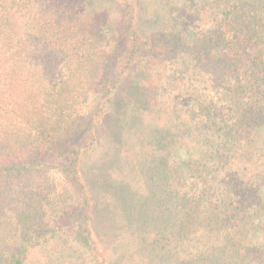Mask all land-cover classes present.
Masks as SVG:
<instances>
[{
	"label": "trees",
	"instance_id": "obj_1",
	"mask_svg": "<svg viewBox=\"0 0 264 264\" xmlns=\"http://www.w3.org/2000/svg\"><path fill=\"white\" fill-rule=\"evenodd\" d=\"M0 264H264V0H0Z\"/></svg>",
	"mask_w": 264,
	"mask_h": 264
}]
</instances>
